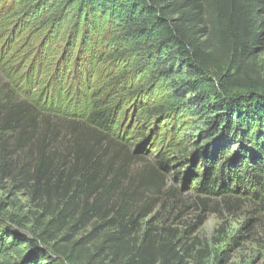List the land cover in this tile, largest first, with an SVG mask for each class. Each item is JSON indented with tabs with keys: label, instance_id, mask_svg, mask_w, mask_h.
Listing matches in <instances>:
<instances>
[{
	"label": "trees",
	"instance_id": "1",
	"mask_svg": "<svg viewBox=\"0 0 264 264\" xmlns=\"http://www.w3.org/2000/svg\"><path fill=\"white\" fill-rule=\"evenodd\" d=\"M7 17L39 19L72 70L55 67L35 94L46 65L33 63L23 85L0 89V185L36 208L26 233L0 214V264H186L169 230L139 226L158 204L144 192L161 194L170 175L203 208L264 215V0H0ZM151 90L170 100L158 114L187 119L190 152L155 154L133 187L128 164L145 159L115 127L128 114L119 96Z\"/></svg>",
	"mask_w": 264,
	"mask_h": 264
},
{
	"label": "rangeland",
	"instance_id": "2",
	"mask_svg": "<svg viewBox=\"0 0 264 264\" xmlns=\"http://www.w3.org/2000/svg\"><path fill=\"white\" fill-rule=\"evenodd\" d=\"M12 20L14 18L8 17L0 20V89L5 84L23 85L20 75L38 62L46 66L36 76L37 86L32 92L42 93L47 81L55 75V67L59 71L68 69L65 61H61V44L59 41L42 43L45 33L37 28L39 19L29 25H25L19 17L14 24ZM257 58L264 78V30L263 45L257 52ZM71 70L69 68L66 72ZM7 71L12 80L6 78L4 73ZM119 97L124 105L123 111L128 109V114L125 116L122 112L115 127L122 130V134L127 133L130 154L145 159L128 164V179H132V186L136 187L147 168H157L155 154L160 152L171 159L190 152L185 138L188 121L176 113L156 112V108L170 101L163 90H151L147 97L144 92L132 98H128L127 94ZM80 132H83L82 129ZM117 133L113 131L112 134L118 143L124 144ZM141 143L146 145L145 151L136 147ZM169 190H174L173 196L164 195ZM192 192L189 185L184 186L171 175L167 177L161 194L144 192L154 197L158 204L152 214L139 220L142 231L148 226L157 231L169 230L175 251L185 256L183 250H186V264H264V215L255 212L254 205L250 203L234 206L230 212L222 208L217 200L208 202L203 208ZM35 211L34 204L25 193L12 189L8 182L0 185V214L4 218L11 216L27 221L23 233L33 229L31 218ZM161 235L164 236L163 233Z\"/></svg>",
	"mask_w": 264,
	"mask_h": 264
}]
</instances>
